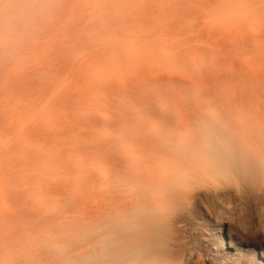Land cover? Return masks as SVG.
<instances>
[{"label": "bare ground", "instance_id": "1", "mask_svg": "<svg viewBox=\"0 0 264 264\" xmlns=\"http://www.w3.org/2000/svg\"><path fill=\"white\" fill-rule=\"evenodd\" d=\"M202 7L197 27L216 40H120L85 55L79 43L47 108L43 88L4 107L0 264H34V254L47 264L52 252L81 249V264H264V237L246 248L264 233V217L248 208L264 202V0ZM196 81L202 92L184 110L185 83ZM48 192L54 204L34 198ZM234 204L245 209L236 229ZM63 206L78 210L76 221L59 222ZM55 228L66 236L52 237ZM51 239L65 248L52 251Z\"/></svg>", "mask_w": 264, "mask_h": 264}, {"label": "rangeland", "instance_id": "2", "mask_svg": "<svg viewBox=\"0 0 264 264\" xmlns=\"http://www.w3.org/2000/svg\"><path fill=\"white\" fill-rule=\"evenodd\" d=\"M208 1L0 0V124L3 121L2 113L4 112V107L11 110L13 105L12 99L16 98L18 100V98L25 96L21 100L23 104H26V96L28 93L38 89L41 90L43 88L40 92L44 93L38 105L43 104L47 108L46 106L48 104H45L47 103L45 96L48 95L47 97H51L58 90L57 88H64V77H66L65 67L78 58L77 48L79 43L87 44V50L82 52V55H85L89 51L94 52L115 41H117L115 43L124 41L127 44L162 41L166 45L185 46L187 42L186 38H191L192 40L190 42L195 43L196 35L204 37L207 40H216L211 34L205 33L197 27L198 20H202L197 18V16L201 15L200 13L204 9L202 6H205ZM259 29L262 30V27ZM124 32H126L125 36H128L127 38L120 37ZM133 32H137V35ZM120 40L122 41L120 42ZM10 50L15 51L14 56H10ZM201 54H196L195 58L199 61H204L205 57ZM6 56L8 60L4 68L3 61ZM194 64H198L195 68L202 69L203 65L201 66L200 62ZM24 83L25 86L23 85ZM41 83L42 85H40ZM185 84L190 86L188 90L186 89L190 100L182 109L188 111L189 105L191 106L194 102H197V96L202 92V83L196 81ZM163 91L164 87L162 85H158L155 88V92ZM195 94H197L196 98L194 97L195 99H193ZM5 96L7 99L6 105L3 100ZM155 103H157L156 97ZM43 105H41V108ZM175 108L176 106L172 104L169 109L170 112ZM38 197L40 199L45 197L47 202L51 204H54L58 200V197L52 192H48L45 195L38 193L34 198ZM90 203V205L94 204L93 201ZM239 207L235 204L233 205L232 216H235L236 221H230L232 229L238 227L237 220L239 217L243 219L242 216H244L242 210L245 209ZM248 208L250 211L255 212L256 215L259 212L264 217V202L258 196L256 199L250 200ZM61 209L59 215L62 217V220L59 221L60 223H69L68 221L73 223L74 220L76 221V218L74 219L72 216L75 217L78 215L77 209L73 207L69 209L64 206ZM69 210H71L72 214L68 213ZM198 220L193 221L190 232L193 231L194 227L198 228V225H202V221ZM226 226L228 225L226 224ZM244 226L246 228V223L243 220V228ZM62 230L64 229L55 228L54 233L52 232L50 235L54 238L64 237L66 236V231ZM210 236L214 237V234L210 233ZM263 237L264 233L262 232L256 234V238L255 236H249L252 244L246 248L250 250L254 249L255 243L263 239ZM227 240L226 238V246L229 245ZM64 241L58 240L55 242L51 239L50 242L52 244L50 245V249L54 251L56 247H60L61 245L64 247L60 249H64L66 246L64 245ZM82 245L84 246L85 243L81 244L79 242V250L82 248ZM74 247L78 248V244H74ZM229 250L234 251L231 248ZM82 252L83 250L81 249V251H77L73 253L74 255H70L67 258L66 255L52 252L48 256L49 258H47L46 263L81 264L82 257L78 253ZM76 254L78 255L76 256ZM33 257L34 264L44 262L42 259L43 256L34 254ZM65 258L69 263L66 262L67 260ZM259 260L261 259L259 258ZM92 263L90 262L89 264Z\"/></svg>", "mask_w": 264, "mask_h": 264}]
</instances>
